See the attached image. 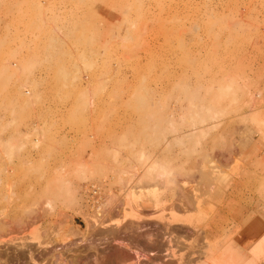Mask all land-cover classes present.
<instances>
[{
	"label": "rangeland",
	"instance_id": "obj_1",
	"mask_svg": "<svg viewBox=\"0 0 264 264\" xmlns=\"http://www.w3.org/2000/svg\"><path fill=\"white\" fill-rule=\"evenodd\" d=\"M262 159L264 0H0V251L10 264H47L46 251L66 246L86 258L53 264L75 254L77 264H130L131 236L157 223L172 229L154 237L170 245L159 262L231 263L232 248L248 262L257 242L231 232L234 220L264 221ZM24 245L38 262L17 259Z\"/></svg>",
	"mask_w": 264,
	"mask_h": 264
},
{
	"label": "bare ground",
	"instance_id": "obj_2",
	"mask_svg": "<svg viewBox=\"0 0 264 264\" xmlns=\"http://www.w3.org/2000/svg\"><path fill=\"white\" fill-rule=\"evenodd\" d=\"M241 124L243 123V122H240ZM239 123V124H240ZM243 125V124H242ZM188 136V135H187ZM183 138V137H182ZM230 153V152H229ZM228 155V154H227ZM231 155V154H230ZM206 158V157H205ZM222 158H223V156H222ZM224 158H225V156H224ZM233 158V157H232ZM230 159V158H229ZM228 159V157H227V160H229ZM219 160H222V159H219ZM224 160V159H223ZM226 160V159H225ZM227 162V161H226ZM226 162H224L223 161V164L224 163H226ZM234 162V161H233ZM263 162V163H262ZM262 162H260V160H257V166L259 167V168H264V159H262ZM211 163V162H210ZM217 163H219L218 161H217ZM222 163V162H221ZM230 164V163H229ZM156 165V164H155ZM212 165V164H211ZM217 165V164H216ZM158 166V165H157ZM215 166V165H214ZM219 166H221L220 164L217 166V168L219 167ZM154 167V169H156L157 167H155V166H153ZM161 167V166H160ZM202 167V166H201ZM213 167V166H212ZM216 167V166H215ZM215 167H213V171L211 172L210 171V176H218V175H216V174H218L219 173V171H216V170H214L215 169ZM226 166H224V168H225ZM219 168H223V165L221 166V167H219ZM223 168V169H224ZM153 169V170H154ZM199 169H201V168H199ZM209 169H210V167H209ZM226 169V168H225ZM158 170V169H157ZM156 170V171H157ZM202 170V169H201ZM230 170H231V168H230ZM264 170V169H263ZM151 171H152V169H151ZM204 171V170H203ZM154 172V171H153ZM164 171H162V174H161V172H159L160 174H158L157 172V175H159L158 177H161L160 175H166V173L164 174L163 173ZM206 172V171H205ZM208 172V171H207ZM221 172V171H220ZM212 173V174H211ZM206 174V173H205ZM201 175H203L202 173H201ZM240 175V174H239ZM193 176V175H192ZM191 176V177H192ZM208 176V175H207ZM157 177V176H156ZM191 177H189V178H191ZM200 177V176H199ZM198 177V178H199ZM209 178V177H208ZM212 178V177H211ZM216 178V177H215ZM165 180V179H164ZM198 180V179H197ZM214 180V179H213ZM166 181V180H165ZM201 181V180H200ZM204 181V180H203ZM167 182V181H166ZM196 182V181H195ZM201 183V182H200ZM199 184V183H198ZM211 184V183H210ZM213 184V183H212ZM203 185V184H202ZM202 185H200V186H202ZM204 185H206L205 183H204ZM208 185V184H207ZM95 186V185H94ZM93 186V187H94ZM183 186H184V184H183ZM92 187V188H93ZM165 187V186H164ZM203 187V186H202ZM209 187V186H208ZM193 188V187H192ZM205 188L208 190V188L205 186ZM88 189V188H87ZM195 189V188H194ZM196 189H197V187H196ZM198 189H200V188H198ZM89 190V189H88ZM184 190H185V188H184ZM202 190V192H203V188L201 189ZM200 190V191H201ZM207 190H205V191H207ZM181 191V190H180ZM187 192L186 193H189L188 192V190H186ZM195 191H197V190H195ZM194 191V192H195ZM191 193V192H190ZM189 193V194H190ZM207 193H208V191H207ZM187 195V194H184V195H187V197L188 196H190V195ZM178 195V194H177ZM183 195V196H184ZM197 195V194H196ZM200 195H201V193H200ZM203 195V194H202ZM179 196V195H178ZM182 196V195H181ZM182 196V197H183ZM192 196V195H191ZM199 198V197H198ZM180 199H181V197H180ZM183 199V198H182ZM181 199V200H182ZM189 199H191V197L189 198ZM195 199V198H194ZM184 200V201H183ZM182 200V202H184L185 203V196H184V199ZM181 202V203H182ZM192 203H194L193 201H191ZM186 203H187V201H186ZM196 203V202H195ZM261 203V202H260ZM144 205V207H145V209H154L155 208V205H153V204H146V203H143ZM188 204V203H187ZM183 205V204H182ZM186 205V204H185ZM190 204H188V206H189ZM120 206V205H119ZM181 206V205H180ZM179 206V207H180ZM187 206V205H186ZM187 206V207H188ZM117 208V207H116ZM183 209H184V206L182 207ZM186 208V207H185ZM191 208V207H190ZM180 209V208H179ZM187 209V208H186ZM188 210V209H187ZM113 211H116L115 209L113 210ZM250 212V211H249ZM264 212V211H263ZM251 213V212H250ZM250 216V215H249ZM261 216V215H260ZM156 218V217H155ZM2 219V218H1ZM76 219H78V218H76ZM163 219H165V218H163V217H158V218H156V220H158V221H162ZM250 218H246V219H243L242 220V222H238L237 220H234L233 221V225H232V231H233V229H235V231H237V234L236 235H233V236H235L234 238H238V236H241V235H245L246 237H244V238H242V239H240V240H242V242H244L245 244L247 243V244H249L250 242H251V239L253 240V241H255V243L257 242V244L255 245V246H252V245H248L249 247L248 248H246V246H243V248H246V250L248 251V253H250V258H249V261L248 262H245V264H256V262H255V260L257 259L256 257H258V258H260L261 257V255L262 256H264V235L262 234V233H264V221L263 220H260L259 219V217L258 218H254V219H252V220H249ZM4 220V219H3ZM166 220H168V219H166ZM1 221V220H0ZM80 221V220H79ZM97 221V220H96ZM170 222H171V220H169ZM2 222V221H1ZM9 222V221H8ZM7 222V223H8ZM81 222V221H80ZM93 222V221H92ZM26 223V222H25ZM89 223V222H88ZM88 223H86L85 225H84V223H81L82 224V229L81 230H85V232H86V234H88L89 235V233H88V231L89 230H91L90 228H89V226H88ZM155 223V222H154ZM157 223V222H156ZM2 224H3V222H2ZM18 224V223H17ZM94 224V223H93ZM93 224H91V225H93ZM6 225H9V224H6ZM5 225V226H6ZM19 225V224H18ZM90 225V224H89ZM150 225V224H149ZM11 226V225H10ZM23 226V225H22ZM69 226H70V224L68 225V227H67V230L66 231H63L62 233H60V235L59 236H57V240L59 241V243L61 244V247H62V243H65V241H66V237H67V235H68V233H69ZM153 226V228H152V230L153 229H155L154 227H156V231L154 232V233H150L151 231H149V230H151V229H149V228H147L146 229V231H147V233L146 234H144L143 233V235H142V233H141V235L139 234H136V236L135 235H132V233H131V240H132V242L133 243H135V245L133 246V249H132V252L133 253H131V256H132V261H131V263L132 264H139L140 262H142L141 260L143 259V262H144V260H146L147 262H149L148 260H151L152 258V260L153 261H157L156 263H154V264H168V262L167 263H165V262H163L164 260V257L163 256H165L164 255V251L166 252V250H165V248L167 247L168 248V246H170L169 244H167V246H165L166 244H164V243H167V241L168 240H166V242H162L163 241V239H162V241L161 240H159V239H161V235H163L162 237H164V235H168V234H170V236L172 235L171 234V231H169L170 229H169V225H168V223H166V224H164V223H162V225L160 226V225H158V223L157 224H153L152 225ZM179 226V225H178ZM6 227H8V226H6ZM16 227V226H15ZM71 227V226H70ZM74 227H76L75 225H74ZM177 227V226H176ZM181 227V226H180ZM180 227H178L179 228V232H181L182 230L180 229ZM183 227V226H182ZM9 228V227H8ZM7 228V229H8ZM86 228V229H85ZM138 229H139V227H137ZM187 228V227H186ZM10 229H13L12 227H10ZM21 229V228H20ZM64 229H66V228H64ZM78 229V228H77ZM136 229V228H135ZM169 229V230H168ZM174 229H176V228H174ZM9 230V229H8ZM92 230H93V228H92ZM105 231H106V229H104ZM127 230H129L128 228H127ZM167 230L169 231L168 233H167ZM172 230V229H171ZM191 230V229H190ZM13 231H14V229H13ZM12 231V232H13ZM16 231V230H15ZM14 231V232H15ZM105 231H103V232H105ZM136 231L138 232V230L136 229ZM135 231V232H136ZM144 230H142V232H143ZM184 231V230H183ZM189 231V230H188ZM192 231V230H191ZM11 232V231H10ZM9 232V233H10ZM11 232V233H12ZM14 232H13V234H14ZM89 232H92V231H89ZM99 232H102V230L101 231H99ZM135 232H134V234H135ZM173 232V231H172ZM185 232V231H184ZM193 232V231H192ZM199 232H200V230H199ZM8 233V234H9ZM92 233H94V235H95V232H92ZM174 233V232H173ZM198 233V231L196 232V234ZM233 232H231V234H232ZM86 234H84V235H86ZM91 234V233H90ZM98 233H97V229H96V235H97ZM161 234V235H160ZM186 234V233H185ZM201 234V233H200ZM234 234V233H233ZM10 235V234H9ZM83 235V236H84ZM88 235H86V236H88ZM94 235H92L93 237H95ZM98 235H100V234H98ZM97 235V236H98ZM101 235H104L103 233H101ZM99 236V237H101V240H104V238L106 237V239L107 240H109V241H112L113 243H114V241H118V239L120 238L119 237V232H116V231H113V230H111V229H109V231H108V229H107V231L105 232V237L102 239V236ZM127 235V234H126ZM158 235H160V238L158 239H155L154 237H158ZM175 235H176V233H175ZM180 235V234H179ZM191 235V234H190ZM193 235V234H192ZM191 235V236H192ZM247 235L250 237V238H248L247 237ZM2 236L4 237V235L2 234ZM6 236H8V235H6ZM85 236V238H87ZM169 235L167 236V237H170ZM188 236V235H187ZM186 236V237H187ZM231 236V235H230ZM91 237V236H90ZM151 237L152 238H154L155 240H152L151 239ZM167 237L165 238V239H167ZM186 237H184V238H186ZM1 238V237H0ZM85 238H83L82 237V239H85ZM92 238V237H91ZM141 238V239H140ZM90 238H88V240H89ZM105 239V240H106ZM122 239V238H121ZM179 239V238H178ZM188 239V238H187ZM190 239V238H189ZM3 240H5V239H3ZM14 240V239H13ZM16 240V239H15ZM96 240V239H95ZM99 239H97V241H98ZM106 240V241H107ZM130 240V241H131ZM141 240V241H140ZM93 241V238H92V240H91V242ZM180 241V240H179ZM179 241H177V242H179ZM67 242V241H66ZM99 242V241H98ZM98 242H96L95 243V245H93V246H95L96 247V244H99ZM104 242V241H103ZM172 242V241H171ZM0 243H2V242H0ZM13 243V242H12ZM22 243H24V242H22ZM22 243H20V244H22ZM37 243V242H36ZM85 243H86V241H85ZM94 243V242H93ZM101 243H102V241H101ZM107 243H108V241H107ZM107 243H105L106 245H107ZM254 243V242H253ZM7 244V243H6ZM5 244V245H6ZM9 244V243H8ZM66 244V243H65ZM71 244H73V243H71ZM86 244H88V243H86ZM103 244V243H102ZM111 244V243H110ZM10 245H11V243H10ZM76 245V244H75ZM9 246V245H8ZM19 246V245H18ZM25 247L24 248H26L27 250H24L23 248H21V250L20 251H16L17 253H16V256H17V259H20V260H22V259H26V258H28L29 260H31V261H36L37 260V262H38V255L36 256V257H38L37 259H35L34 258V253L36 252H38V251H33V250H35L34 248H32L33 246H28V245H24ZM97 246H100V244L99 245H97ZM14 247V246H13ZM23 247V246H22ZM42 246H40V248H41ZM55 247V246H54ZM61 247H60V249H61ZM90 247V246H89ZM88 247V248H89ZM94 247V248H95ZM101 247V246H100ZM140 247H142V249H140ZM239 247V246H238ZM19 248V247H18ZM53 248V247H52ZM70 248V247H69ZM69 248H67V246H66V249L68 250ZM91 248H93V247H91ZM91 248L89 249V251H92L91 250ZM98 249H99V247H97ZM97 248H95V249H97ZM170 248V247H169ZM168 248V249H169ZM13 249V248H12ZM15 249V248H14ZM17 249V248H16ZM51 249V248H50ZM50 249H48V250H50ZM54 249V248H53ZM53 249H51V251L53 250ZM56 249H58L57 247H56ZM62 249H64V248H62ZM66 249H64L65 250V254H67L68 253V255L70 256V258L67 256V259H70L71 260V257L73 256L72 254H74V252H76L75 251V249L73 248V250H70V252H66ZM98 249H97V251L96 252H98ZM198 249V248H197ZM11 250V249H10ZM19 250V249H18ZM24 250V251H23ZM59 250V249H58ZM58 250H56L55 251V249L52 251V253H51V251H46V252H48L49 254L48 255H45L44 256V258L46 259V260H44V259H41V261L40 262H42V261H47V260H49L50 261V263H52L53 261L55 262V263H58V262H56L57 261V259H59V258H57V254H60L59 252H60V250H59V252H58ZM94 250V249H93ZM162 250H163V252H162ZM41 251V250H40ZM39 251V252H40ZM63 251V250H62ZM62 251H61V254H63V256L65 255L64 254V251H63V253H62ZM72 251H73V253H72ZM85 251H87V249L85 250ZM170 251V250H169ZM204 251V250H203ZM43 252V251H42ZM41 252V253H42ZM58 252V253H57ZM44 253V252H43ZM71 255H70V254ZM76 253H81V252H76ZM90 253V252H89ZM93 253V252H92ZM94 253H95V251H94ZM160 253H162L163 254V256H161V257H163V261L160 263L159 262V260H160V258L158 257L159 256V254ZM168 253V256H166L167 258L169 257V253L170 252H167ZM172 253V252H171ZM171 253H170V255H171ZM200 253V252H199ZM228 253V252H227ZM231 253V254H230ZM239 253L241 254V252H238V250H234L233 248H232V251L231 252H229L228 253V256L231 258V263H229L228 261H227V259H224V260H226V261H224L222 258H220L219 256L218 257H216L215 258V261H213L212 260V263H207V260H205L206 262H204V263H206V264H216V263H218V264H241L240 263V261H239ZM10 254H11V252H9V249H7L6 251H0V264H10L11 262H9V259L11 258L12 259V257L10 256ZM14 254V256H15V253H13ZM38 254H40V253H38ZM47 254V253H46ZM60 254V255H61ZM85 254V253H84ZM87 254V253H86ZM12 255V254H11ZM43 255L44 254H42V257H43ZM75 255H77V254H75ZM74 255V258H72V259H74V260H76V262H79V261H77V260H79V259H75L76 258V256ZM81 255V258H82V254H80ZM79 255V256H80ZM89 255H91V254H89ZM88 255V256H89ZM161 255V254H160ZM197 255V254H196ZM200 255H202V254H200ZM221 255H223V254H221ZM13 256V255H12ZM62 256V257H63ZM78 255H77V258L79 257ZM86 256V255H85ZM85 256H83V257H85ZM87 256V257H88ZM91 257V260H92V256H90ZM198 257V256H197ZM14 259L16 258V257H13ZM86 258V257H85ZM155 258V259H154ZM157 258V259H156ZM158 258H159V260H158ZM171 258V260L173 261V259H172V257H170ZM170 258H168V259H170ZM179 258V257H178ZM186 258V257H185ZM201 258V257H200ZM225 258V257H224ZM27 259V260H28ZM61 260H66L67 261V259L66 258H64V259H62V258H60ZM59 259V260H60ZM90 259V258H89ZM197 259H199V258H197ZM60 260V261H61ZM74 260H72V262H69L68 261V264L70 263V264H77L76 262H74ZM87 260V259H86ZM85 260V261H86ZM97 260V259H96ZM105 260V259H104ZM102 261L101 263L103 264L105 261ZM107 260V259H106ZM11 261H13V260H11ZM25 261V260H24ZM49 261H47V264H49L48 262ZM89 261V260H88ZM109 261L111 262V260H108L107 262L108 263H106L105 262V264H118L117 262H116V260H115V258L112 260V261H114V262H111V263H109ZM135 261V262H134ZM145 261V262H146ZM166 261H168V260H166ZM198 261V260H197ZM14 262V264H15V260L13 261ZM17 262V261H16ZM23 262V261H22ZM21 262V263H22ZM65 262V261H64ZM174 262V261H173ZM188 262H189V260H188ZM23 263H25V264H27V261L26 262H23ZM22 263V264H23ZM29 263V262H28ZM46 263V262H45ZM89 263V262H88ZM87 263V264H88ZM130 263V264H131ZM152 262L150 261V264H151ZM171 263V261L169 260V264ZM191 263H193V262H191ZM17 264H20L19 262H17ZM53 264V263H52ZM60 264V263H59ZM64 264V263H63ZM79 264V263H78ZM147 264V263H146ZM149 264V263H148ZM174 264V263H173ZM188 264H190V263H188ZM195 264H198L196 261H195Z\"/></svg>",
	"mask_w": 264,
	"mask_h": 264
},
{
	"label": "water",
	"instance_id": "obj_3",
	"mask_svg": "<svg viewBox=\"0 0 264 264\" xmlns=\"http://www.w3.org/2000/svg\"><path fill=\"white\" fill-rule=\"evenodd\" d=\"M72 218H73V223H74V225H75L77 228L82 229V224H81V222L79 221V219H76V218H74V217H72ZM67 227H68V226L65 227L66 229H64V231L67 230Z\"/></svg>",
	"mask_w": 264,
	"mask_h": 264
},
{
	"label": "crops",
	"instance_id": "obj_4",
	"mask_svg": "<svg viewBox=\"0 0 264 264\" xmlns=\"http://www.w3.org/2000/svg\"><path fill=\"white\" fill-rule=\"evenodd\" d=\"M232 232H234V235L237 234V231H235V229H233ZM231 251H232V249H230V250L228 249V253L231 252ZM239 261H240L241 264H245L243 254H240V253H239Z\"/></svg>",
	"mask_w": 264,
	"mask_h": 264
}]
</instances>
